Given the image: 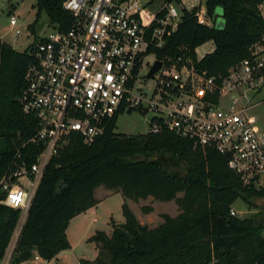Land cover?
Here are the masks:
<instances>
[{
  "label": "trees",
  "instance_id": "16d2710c",
  "mask_svg": "<svg viewBox=\"0 0 264 264\" xmlns=\"http://www.w3.org/2000/svg\"><path fill=\"white\" fill-rule=\"evenodd\" d=\"M37 18L44 12L51 26L61 31L70 27L71 17L63 9L66 0H36ZM162 1L183 7L184 0ZM264 0H207L212 27L200 25L197 10L182 8L177 31L165 49H149L157 58L185 55L210 75L226 73L250 56L249 48L264 38ZM223 9L225 26L218 29L215 12ZM166 10L159 13L164 16ZM215 50L198 59L196 50L207 42ZM30 44L15 50L0 38V183L16 180L42 152L30 142L39 127L34 115L25 114L19 98L25 88L30 63ZM133 111H130L131 114ZM117 113L105 134L87 145L73 133L46 167L13 252V264L27 262L36 255L50 262L71 248L67 237L70 221L98 204L99 187L120 191L127 200L138 202L152 197L156 201H176L183 210L176 218L151 229L142 225L128 204H122L123 228L111 235L97 231L89 241L98 249L95 261L80 264H264V187L246 186L228 168V159L213 149L194 148L188 140L173 133L124 135L115 132ZM167 156V157H166ZM183 167L184 171H181ZM182 193L183 197H178ZM5 194L0 186V201ZM242 200L259 212L241 219L231 215L234 203ZM151 208L146 207L149 214ZM21 212L0 203V261L4 258ZM106 257V260L104 259Z\"/></svg>",
  "mask_w": 264,
  "mask_h": 264
},
{
  "label": "built area",
  "instance_id": "2783aa9c",
  "mask_svg": "<svg viewBox=\"0 0 264 264\" xmlns=\"http://www.w3.org/2000/svg\"><path fill=\"white\" fill-rule=\"evenodd\" d=\"M142 0H66L70 27L52 31L31 42V58L19 103L25 114L39 121L31 143L42 152L16 180L2 179L1 204L21 212L1 264H13V252L50 160L68 137L76 133L85 144L105 134L117 113L150 115L149 133H173L194 148L213 149L228 159L244 185L264 187V132L259 133L247 116L249 93L264 88V38L249 48L250 56L226 73L210 75L191 58L179 55L157 58L149 49H165L168 38L182 20L180 6L165 4L166 13L148 15ZM195 17L200 25L214 21L204 8ZM19 20L9 25L18 38ZM156 60L141 76L147 55ZM156 61L161 69L152 79L157 85L147 95L137 84L147 79ZM26 186H25V185ZM24 185V186H21ZM232 216H238L231 210ZM36 256L27 262L38 260Z\"/></svg>",
  "mask_w": 264,
  "mask_h": 264
},
{
  "label": "rangeland",
  "instance_id": "374dc122",
  "mask_svg": "<svg viewBox=\"0 0 264 264\" xmlns=\"http://www.w3.org/2000/svg\"><path fill=\"white\" fill-rule=\"evenodd\" d=\"M142 1L146 4L144 13L148 15L165 10V3L162 1H158L154 4H149V0ZM206 2L207 0H184L183 7H180V12L182 10L181 8H186L188 11L204 8L209 16ZM36 3V0H0V36L4 40L10 41L19 51H25L31 42L34 41L35 36L31 34L29 29L34 25L35 19L37 18V10L34 8ZM261 13L264 17V4L261 6ZM10 15L16 16L19 20L17 29H19L21 33L18 38L15 37V32L9 25ZM52 29L53 27L50 25L47 15L43 12L36 25V37H44L48 35ZM213 50L214 44L210 41L198 47L196 53L199 58H202ZM155 60L156 56L154 54L147 55L145 65L141 71V76L143 75L144 77L146 75L148 71L147 65H152ZM156 85L157 79L145 80L142 78L137 84V87L147 95H151ZM249 97L250 108L247 112V116L254 128L259 133H262L264 132V88L258 91V93L250 92ZM149 122L150 115H143L137 112H132L131 114L125 113L119 117L115 132L124 135L147 134L149 133ZM181 171H184L183 167ZM103 190L111 191L113 194L101 200V192L98 193L100 201L94 208L92 215H88L84 224V231L74 228L75 225L72 226L68 238L72 247L62 251L58 260L54 258L49 263L44 261L39 263L36 261L34 264H80L78 263L79 258L95 261L99 251L96 245L89 241L88 237L90 234H95L97 231H103L111 235L114 228L119 223L124 224L125 217L122 210V204L124 202L128 204L139 223L151 229L157 228L163 224L165 222L164 216L176 218L183 211L175 200L171 202H160L149 197L145 200L135 202L130 199L126 200L120 191L101 187L100 191ZM178 197H183V194L180 193ZM255 204L258 207H262L264 206V201H258ZM146 207L152 209L149 214L145 212ZM231 210L235 211L241 219L250 218L259 212L257 208L249 206L242 200L236 201ZM95 219L97 220L96 222H94ZM36 256L35 253L34 259ZM104 259L106 260V257H104Z\"/></svg>",
  "mask_w": 264,
  "mask_h": 264
},
{
  "label": "crops",
  "instance_id": "0c3cea01",
  "mask_svg": "<svg viewBox=\"0 0 264 264\" xmlns=\"http://www.w3.org/2000/svg\"><path fill=\"white\" fill-rule=\"evenodd\" d=\"M180 7H181V6H180ZM181 9H182V8H181ZM0 38H1L4 42H6V43H8L9 45H11L15 50H17V49L12 45V43H11L10 41L4 40L1 36H0ZM212 43H213V42H212ZM213 44H214V43H213ZM214 50H215V44H214ZM214 50L211 51V52H209V53L214 52ZM209 53H207V54H209ZM207 54H206V55H207ZM202 58H203V57H202ZM202 58H199V57H198L199 60L202 59ZM100 190H101V187L97 188V190L95 191V197H96V199H97L98 201H100V199H99V197H98V193H99V192H101V193H100L101 196H102L101 200H104V199H106L107 197H109L111 194H113L111 191H105V190L100 191ZM118 195H119V194H118ZM97 205H98V204H97ZM97 205H96V206H97ZM96 206H95V207H96ZM95 207L89 209V210H88L87 212H85V213H82V214L76 216L75 218H73V219L70 221L69 226H68V228H67V237H68V238H69V232H70V229L72 228L73 225H75L74 228H76V229H81L82 231H84V224H85V222H86V219L88 218V215H89V214L92 215V212H93V210H94ZM96 221H97V220L95 219L94 222H96ZM124 221H125V220H124ZM93 235H94V234H90L89 237H88V239L91 238ZM68 241H69V240H68ZM69 243H70V242H69ZM70 245H71V244H70ZM71 247H72V245H71ZM60 255H61V253H59L55 259L58 260ZM81 259H84V258H79L78 263H79V261H80ZM36 261H38V262L40 263V262H42V261H44V260L41 259V258H39L38 260H34L32 264H34ZM90 261H92V260H90ZM44 262H46V261H44ZM47 263H49V262H47Z\"/></svg>",
  "mask_w": 264,
  "mask_h": 264
},
{
  "label": "water",
  "instance_id": "95a60500",
  "mask_svg": "<svg viewBox=\"0 0 264 264\" xmlns=\"http://www.w3.org/2000/svg\"><path fill=\"white\" fill-rule=\"evenodd\" d=\"M214 19H215L216 27L218 29H223L224 26H225V20L223 18V9L222 8H218L216 10ZM161 67H162V62L161 61H156L154 66L150 69V72L146 76V78L147 79H152L154 77V75L161 69ZM123 226H124L123 223H119L118 224L119 228H123Z\"/></svg>",
  "mask_w": 264,
  "mask_h": 264
}]
</instances>
